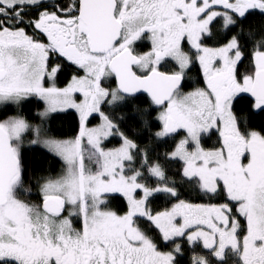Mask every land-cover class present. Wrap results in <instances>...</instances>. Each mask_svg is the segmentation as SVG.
<instances>
[{
	"label": "snow or ice",
	"instance_id": "obj_1",
	"mask_svg": "<svg viewBox=\"0 0 264 264\" xmlns=\"http://www.w3.org/2000/svg\"><path fill=\"white\" fill-rule=\"evenodd\" d=\"M0 264H264V0H0Z\"/></svg>",
	"mask_w": 264,
	"mask_h": 264
}]
</instances>
